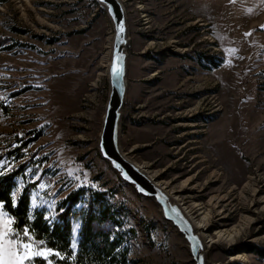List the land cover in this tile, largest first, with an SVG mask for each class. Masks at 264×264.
I'll list each match as a JSON object with an SVG mask.
<instances>
[{
	"label": "rangeland",
	"instance_id": "obj_1",
	"mask_svg": "<svg viewBox=\"0 0 264 264\" xmlns=\"http://www.w3.org/2000/svg\"><path fill=\"white\" fill-rule=\"evenodd\" d=\"M120 1L128 37L120 150L175 189L188 181L187 201L223 198L225 217L213 218L210 234L251 222L232 244L207 247L205 264H264V0ZM112 41L96 0L0 2V153L42 131L22 160L6 165L25 167L14 198L28 186L30 209L55 218L71 190L106 192L121 227L94 228L125 232L129 264H194L156 202L99 153ZM207 54L219 67L205 68ZM249 178L254 194L244 188ZM79 226L74 220L72 246Z\"/></svg>",
	"mask_w": 264,
	"mask_h": 264
},
{
	"label": "trees",
	"instance_id": "obj_2",
	"mask_svg": "<svg viewBox=\"0 0 264 264\" xmlns=\"http://www.w3.org/2000/svg\"><path fill=\"white\" fill-rule=\"evenodd\" d=\"M204 59L205 55L200 61ZM220 63V60L212 56L210 68H217ZM41 134V130L29 131L26 139L16 138L18 143L15 147L0 153V165L7 161V164L0 166V203L12 219L11 229L26 228L33 240L41 242L54 253H59V259L55 255L50 256L54 264H69V257L70 264H129L125 232L94 228V224L105 222L121 227L120 212L110 204L106 192L85 187L71 190L59 201L55 218L47 217L44 208L30 209L28 186H24L14 198L17 179L25 177V167L18 163L6 169V165L22 160L26 155L25 151ZM82 203L85 204L84 207L77 206ZM74 220L80 222L75 248L72 246ZM258 253L264 256L263 250ZM35 261L36 264H44L40 258H35Z\"/></svg>",
	"mask_w": 264,
	"mask_h": 264
},
{
	"label": "water",
	"instance_id": "obj_3",
	"mask_svg": "<svg viewBox=\"0 0 264 264\" xmlns=\"http://www.w3.org/2000/svg\"><path fill=\"white\" fill-rule=\"evenodd\" d=\"M106 11L113 26L111 58L108 65L109 93L102 127L98 139V150L119 178L131 185L137 194L152 198L158 205L163 218L177 228L185 239L194 264H205V253L192 228L180 213L178 207L171 204L166 195L151 183L146 175L122 155L119 147V123L126 95V47L128 42L126 18L120 0H96ZM124 31L120 32V27ZM116 67L119 75L113 73ZM119 165L117 167L116 165Z\"/></svg>",
	"mask_w": 264,
	"mask_h": 264
},
{
	"label": "bare ground",
	"instance_id": "obj_4",
	"mask_svg": "<svg viewBox=\"0 0 264 264\" xmlns=\"http://www.w3.org/2000/svg\"><path fill=\"white\" fill-rule=\"evenodd\" d=\"M109 60V59H108ZM109 63V61H108ZM122 155L132 162L140 171H142L147 179L153 183L157 188H159L168 198L171 204H174L178 207L180 213L184 215V217L189 222L194 235L198 238L201 245L203 246L204 253L207 251V247L212 246L213 244L219 242H225L226 244H232L235 239L238 237L240 232L247 228L251 222L246 220L243 222V227L239 230H228V229H220L217 228L214 233L209 232V225L211 224L213 218L222 217L223 212L225 211V206H222L221 197L212 198L207 204L205 203H197L193 201H187L186 197L183 196V189L188 183V181L183 184L178 189H175L174 186H170V183L167 181L158 180V173L155 171H150L146 168L147 165H140L133 162L125 152H122ZM255 180L254 178H249V182L246 183L245 187L252 186L253 194L256 193L257 189H255ZM222 206V207H221ZM221 225V224H220ZM242 257V255H236L233 260H238Z\"/></svg>",
	"mask_w": 264,
	"mask_h": 264
},
{
	"label": "snow or ice",
	"instance_id": "obj_5",
	"mask_svg": "<svg viewBox=\"0 0 264 264\" xmlns=\"http://www.w3.org/2000/svg\"><path fill=\"white\" fill-rule=\"evenodd\" d=\"M105 2V0H102ZM120 32L124 31L120 27ZM246 35H251L247 33ZM113 73L119 75L116 67H113ZM119 167V165H116ZM3 208L0 203V209ZM6 213L0 211V264H34L35 258L39 257L44 261V264H51L48 259V250L46 246L38 244L33 240L32 236L28 234L27 229L12 230L8 227L12 223L11 220L4 219ZM75 248V245H73ZM59 259V253H51ZM69 264L71 257L68 258Z\"/></svg>",
	"mask_w": 264,
	"mask_h": 264
},
{
	"label": "flooded vegetation",
	"instance_id": "obj_6",
	"mask_svg": "<svg viewBox=\"0 0 264 264\" xmlns=\"http://www.w3.org/2000/svg\"><path fill=\"white\" fill-rule=\"evenodd\" d=\"M195 61L197 62V59H195ZM202 62V61H201ZM204 64H205V68L207 69H211L210 68V62H211V55H205V59H204Z\"/></svg>",
	"mask_w": 264,
	"mask_h": 264
}]
</instances>
